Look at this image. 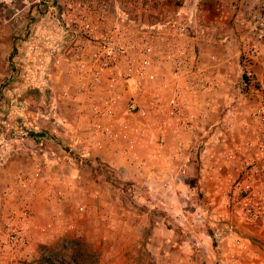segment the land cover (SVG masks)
Masks as SVG:
<instances>
[{
	"label": "rangeland",
	"instance_id": "rangeland-1",
	"mask_svg": "<svg viewBox=\"0 0 264 264\" xmlns=\"http://www.w3.org/2000/svg\"><path fill=\"white\" fill-rule=\"evenodd\" d=\"M261 38L264 0H0V237L31 210L4 221L3 193L50 165L114 214L69 222L36 264H264ZM222 58L239 61L224 92ZM79 122L123 163L75 146Z\"/></svg>",
	"mask_w": 264,
	"mask_h": 264
},
{
	"label": "crops",
	"instance_id": "crops-1",
	"mask_svg": "<svg viewBox=\"0 0 264 264\" xmlns=\"http://www.w3.org/2000/svg\"><path fill=\"white\" fill-rule=\"evenodd\" d=\"M248 26H251V24L249 23ZM234 38L236 37H230V39ZM244 38L243 36L242 39ZM263 40L264 38H261V41ZM250 61L247 69H249V72L256 74L259 80H262L264 77V54H259ZM238 64L237 58L232 61L228 58H222L220 64L215 66L216 68L212 67L214 73L218 72L215 76V83L219 85L217 90L224 92L226 87L229 86L225 82L231 77L230 67L233 65L236 67ZM219 75L220 77H218ZM81 125L84 124L80 122L76 124V132L71 139V142L75 146H79L86 141L87 150L100 160L107 161L111 165H121L123 163V159L126 157L123 156L124 151L122 147H117L115 143L105 136H96L98 144L95 143L94 139L93 142L91 139L89 141L87 137L88 133H83L82 131L80 134L78 133L80 129H77V127ZM89 143H91V146ZM43 168L45 177L41 180H33L31 183L25 184L26 186H22L20 183L14 184V186L10 187V191L3 193L2 197L5 203L3 204L5 208L2 210L4 221L7 220L6 215L10 213L9 210L11 208L17 209L14 211H18L25 206L31 208V217L27 230L30 246L27 250L29 252L28 255L25 254V260H32L30 264H36L40 248L43 244H50L57 240L62 231L67 230L69 222L77 221L79 227L87 222H95V225L98 226L104 217L109 218L110 215L113 216L114 214V211L108 208L106 212L107 216H105L103 195L99 191H96V189H100L99 186L89 193V188H85L84 186L79 187L78 182L71 178V176H65L64 178L60 174L62 169L54 171L56 168L50 165H45ZM3 189L5 188L3 187ZM84 189H87V191ZM80 205L86 207L84 214L79 213L78 206ZM96 226L94 230H96ZM93 234L94 236L97 235ZM230 247L231 242L225 241L222 245V251L226 253ZM250 256H247L248 259L240 264H252L251 259L253 257L251 254ZM25 260L21 264H25ZM187 264L190 263L188 262Z\"/></svg>",
	"mask_w": 264,
	"mask_h": 264
},
{
	"label": "built area",
	"instance_id": "built-area-1",
	"mask_svg": "<svg viewBox=\"0 0 264 264\" xmlns=\"http://www.w3.org/2000/svg\"><path fill=\"white\" fill-rule=\"evenodd\" d=\"M123 49L125 52L127 51L126 47H123ZM150 49L148 50L151 51ZM115 53L116 48L109 47L108 54L112 56ZM148 63L149 59L146 61V64ZM259 112V115H262L261 113L264 112V108H261ZM9 216L5 226V235L4 237H0V264H21L26 258L25 254L28 255L29 253L27 251L30 246L27 230L31 211L29 209H22Z\"/></svg>",
	"mask_w": 264,
	"mask_h": 264
},
{
	"label": "trees",
	"instance_id": "trees-1",
	"mask_svg": "<svg viewBox=\"0 0 264 264\" xmlns=\"http://www.w3.org/2000/svg\"><path fill=\"white\" fill-rule=\"evenodd\" d=\"M73 243L76 244L77 242L73 241ZM72 260H74V257L72 256L70 257V259H66L64 255L57 252H53L43 254L39 264H82L76 262L73 263Z\"/></svg>",
	"mask_w": 264,
	"mask_h": 264
}]
</instances>
